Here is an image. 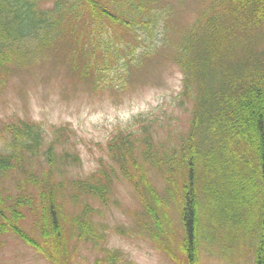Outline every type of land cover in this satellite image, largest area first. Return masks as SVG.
I'll return each instance as SVG.
<instances>
[{
	"label": "trees",
	"instance_id": "obj_1",
	"mask_svg": "<svg viewBox=\"0 0 264 264\" xmlns=\"http://www.w3.org/2000/svg\"><path fill=\"white\" fill-rule=\"evenodd\" d=\"M157 3L0 0V71L39 60L65 35L79 46L80 24L93 32L88 43L94 55L101 47L97 42H108L104 47L110 52L112 43L121 40L113 34L115 28L129 33L139 29L152 37L166 20ZM174 49L183 72L182 96L193 104L188 132H172L177 139L173 142L171 133L160 136L149 125L137 134L125 131L108 145L111 162L101 161L96 173L81 179L68 174L77 157L56 148L66 138L60 129L45 147L39 127L15 126L7 151L0 153V234L21 233L24 210L32 209L41 234L39 243L33 238V246L52 263L69 264L72 239L96 247L101 236L88 220V204L74 218L64 212L63 200L69 195L77 204L83 193L104 205L120 176L134 185L144 204L142 229L166 251L173 225L165 210H176L183 235L177 245L181 264H200L202 252L228 264H264V0H209ZM93 53L83 52L90 58L84 69L88 73L94 69ZM113 58L118 64V55L111 51ZM68 65L75 70L73 58ZM149 170L160 175L167 196L154 191ZM10 171L22 174L18 193L11 195L2 180ZM67 222L71 235H66ZM44 237L50 240L47 246L40 245ZM116 257L118 253L103 259L115 264Z\"/></svg>",
	"mask_w": 264,
	"mask_h": 264
},
{
	"label": "rangeland",
	"instance_id": "obj_2",
	"mask_svg": "<svg viewBox=\"0 0 264 264\" xmlns=\"http://www.w3.org/2000/svg\"><path fill=\"white\" fill-rule=\"evenodd\" d=\"M157 2V7L166 12V20L161 25L163 30L155 28L152 37L139 29L129 33L115 28L113 34H118L121 40L112 43L110 52L104 47L108 42H97L96 46L102 48L98 47V54L94 55L88 43L93 32L80 24L76 29L78 37H82L79 46L65 35L39 60L22 68L10 66L0 71V152H6L9 147L6 127L11 124L29 123L39 127L46 139L45 147L53 139L54 131L60 129L66 138H61L56 148L67 150L78 159L68 167V174L86 179L99 170L101 161L104 165L111 162L108 145L112 139L126 134L125 131L137 134L149 125L160 136L171 133L172 140L175 138L172 132L176 131L177 135L188 132L193 104L182 96L183 72L175 63L174 48L209 0ZM51 5L52 2L48 3L50 8ZM84 51L94 55L95 63H91L94 69L89 73L84 71L90 65ZM111 51L118 55V64L115 58L110 61ZM72 58L75 70L68 65ZM127 62L129 66L125 65ZM34 167L35 174H39L41 169L35 162ZM21 175L19 171H10L2 178L10 195L18 193ZM58 176L54 178L60 180ZM147 177L154 191L167 196L165 183L157 172L149 170ZM80 194L77 204L69 195L63 200L64 212L75 218L83 205L88 204L92 209L88 220L101 239L96 247L72 239L69 264H109L103 258L117 253L115 264H181L177 245L181 244L183 235L179 216L172 206L165 210L173 225L172 235L165 240L169 249L166 251L142 229L146 224L144 204L130 181L117 176L104 205L90 194ZM36 221V211L26 208L18 224L21 233L0 234V264H54L34 247L33 238L37 242V235H41ZM69 226L67 222L66 235H71ZM46 239L49 240L44 237L41 246H47ZM200 264L228 262L202 252Z\"/></svg>",
	"mask_w": 264,
	"mask_h": 264
}]
</instances>
